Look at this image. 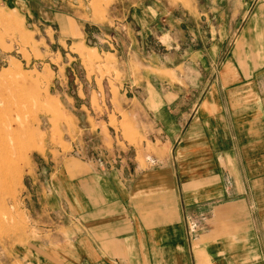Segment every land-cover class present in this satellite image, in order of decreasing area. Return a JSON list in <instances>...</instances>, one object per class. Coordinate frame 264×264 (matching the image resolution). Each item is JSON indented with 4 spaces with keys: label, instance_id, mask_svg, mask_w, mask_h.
Wrapping results in <instances>:
<instances>
[{
    "label": "crops",
    "instance_id": "crops-1",
    "mask_svg": "<svg viewBox=\"0 0 264 264\" xmlns=\"http://www.w3.org/2000/svg\"><path fill=\"white\" fill-rule=\"evenodd\" d=\"M193 4L204 32L188 53L187 111L174 112L179 98L139 104L155 124V151L114 146L113 160L77 163L74 194L50 167L46 206L60 228L75 220L71 239L72 227L52 231L57 264H264V0Z\"/></svg>",
    "mask_w": 264,
    "mask_h": 264
},
{
    "label": "rangeland",
    "instance_id": "rangeland-1",
    "mask_svg": "<svg viewBox=\"0 0 264 264\" xmlns=\"http://www.w3.org/2000/svg\"><path fill=\"white\" fill-rule=\"evenodd\" d=\"M194 8L193 0H0V110L20 160L0 178V264H57L52 231L72 227L74 237V218L60 228L46 206L50 167L56 182L68 175L62 190L74 194L77 163L113 160L114 146L155 151V124L139 104L179 98L174 112L187 111L188 53L204 32ZM86 116L88 129L76 123Z\"/></svg>",
    "mask_w": 264,
    "mask_h": 264
},
{
    "label": "bare ground",
    "instance_id": "bare-ground-1",
    "mask_svg": "<svg viewBox=\"0 0 264 264\" xmlns=\"http://www.w3.org/2000/svg\"><path fill=\"white\" fill-rule=\"evenodd\" d=\"M1 114L4 115L5 113H1L0 110V178L6 179L8 170L15 171V169L19 167L20 160L16 156L19 146L18 135L12 128L13 122L8 118V122L5 123ZM5 117L6 116H4V118Z\"/></svg>",
    "mask_w": 264,
    "mask_h": 264
},
{
    "label": "built area",
    "instance_id": "built-area-1",
    "mask_svg": "<svg viewBox=\"0 0 264 264\" xmlns=\"http://www.w3.org/2000/svg\"><path fill=\"white\" fill-rule=\"evenodd\" d=\"M197 229H198V225L196 223H194V222H191L190 226H189L190 233L191 234L196 233Z\"/></svg>",
    "mask_w": 264,
    "mask_h": 264
}]
</instances>
